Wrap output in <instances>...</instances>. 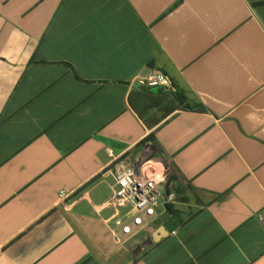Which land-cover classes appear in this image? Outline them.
Returning <instances> with one entry per match:
<instances>
[{"label":"crops","instance_id":"1","mask_svg":"<svg viewBox=\"0 0 264 264\" xmlns=\"http://www.w3.org/2000/svg\"><path fill=\"white\" fill-rule=\"evenodd\" d=\"M148 147L175 198L118 242L112 156ZM0 264H264V0H0Z\"/></svg>","mask_w":264,"mask_h":264},{"label":"built area","instance_id":"2","mask_svg":"<svg viewBox=\"0 0 264 264\" xmlns=\"http://www.w3.org/2000/svg\"><path fill=\"white\" fill-rule=\"evenodd\" d=\"M133 82L148 88L172 87L170 77L159 68L153 69L147 75L135 77ZM151 150L149 147L145 149L134 162L120 156H112V167L108 169V173L115 178V186L107 207L113 210V214L104 220L118 242L122 241L121 234L136 236L141 229L151 224L159 212L174 201L175 195L163 197L157 181L146 177L142 172V164ZM67 195L62 191L60 198L64 200Z\"/></svg>","mask_w":264,"mask_h":264},{"label":"water","instance_id":"3","mask_svg":"<svg viewBox=\"0 0 264 264\" xmlns=\"http://www.w3.org/2000/svg\"><path fill=\"white\" fill-rule=\"evenodd\" d=\"M182 224V218L179 214L173 215L170 219L165 221L159 228H157L153 234L148 237L142 244L138 245L134 251L135 254L141 252L143 248L152 245L155 242L160 241L170 233L176 231Z\"/></svg>","mask_w":264,"mask_h":264},{"label":"flooded vegetation","instance_id":"4","mask_svg":"<svg viewBox=\"0 0 264 264\" xmlns=\"http://www.w3.org/2000/svg\"><path fill=\"white\" fill-rule=\"evenodd\" d=\"M178 197L180 198V195H178Z\"/></svg>","mask_w":264,"mask_h":264}]
</instances>
